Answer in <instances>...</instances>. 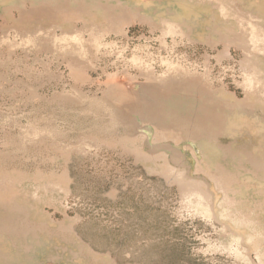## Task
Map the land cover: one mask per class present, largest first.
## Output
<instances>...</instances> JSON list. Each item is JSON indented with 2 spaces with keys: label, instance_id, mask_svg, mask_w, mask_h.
<instances>
[{
  "label": "rangeland",
  "instance_id": "1",
  "mask_svg": "<svg viewBox=\"0 0 264 264\" xmlns=\"http://www.w3.org/2000/svg\"><path fill=\"white\" fill-rule=\"evenodd\" d=\"M132 1L140 11L109 0H0V190L20 218L0 231V264H264V167L244 157H264L254 32L244 34L250 49L225 45L216 3L182 0L198 15L169 14L185 18L190 36L164 34L145 17L150 0ZM235 1L264 9V0ZM172 68L224 107L212 139L169 128L158 138L146 124L144 142L113 120L158 76L176 85ZM195 92H167L164 108L193 111Z\"/></svg>",
  "mask_w": 264,
  "mask_h": 264
},
{
  "label": "bare ground",
  "instance_id": "2",
  "mask_svg": "<svg viewBox=\"0 0 264 264\" xmlns=\"http://www.w3.org/2000/svg\"><path fill=\"white\" fill-rule=\"evenodd\" d=\"M52 1H55V0H49V4ZM65 1L70 2V0H65ZM74 1H75L74 3L78 4L80 7L82 5L80 2H84V0L83 1L82 0H74ZM109 1L115 3L113 8H117V9L121 10V12L123 11L126 13H131V12H134V9L140 11V7L136 8L135 5L132 4V2H133L132 0H109ZM139 1H141V0H139ZM207 1H209V2L211 1L213 3H216L218 10H219V13L221 14V16L224 20V23H226V22L228 23L227 24L228 27L226 28V32L228 34H230V36H228L227 34L220 33L222 35H220V36L218 35L219 36V39H218L219 42L225 43V45L233 44L234 46L240 47L244 50H246L247 48L250 49V46L247 44L248 39L245 38L244 34H246L248 32H254L253 33L254 37L251 41L254 45V48L252 50H249V51L252 52L256 48V49H259V52L261 54H264V40H261V36L264 37V9H261V6L259 8V6L257 7L256 5H253L251 7L244 8V7L240 6L235 0H231V1L230 0H207ZM56 7H58V9L61 11L65 8V5L62 3V4H60V6L59 5L54 6V8H56ZM144 7H145V5H144ZM146 7H147V5H146ZM114 10H112V11H114ZM114 12H116V11H114ZM141 13L142 12H140V14ZM231 21H234V22H231ZM161 26H164L163 27L164 29L162 31V33H164V34L165 33L178 32V33H182L185 35L188 34L190 36L191 29H190V31L187 30L188 28H186V27L188 26V24H187V21H185V18L177 17V19H167V18L162 19ZM251 27H253L254 29H251ZM61 40H62V38H61ZM255 43H259V48L257 47V44H255ZM132 57H136V56H132ZM173 69L175 70V68H172V70ZM174 72L176 73V70ZM168 73H170V72H168ZM183 74H185L184 71H181V72H177L176 74L173 75L175 78V81H176V83H175L176 85H173L174 81H173V79L171 80V77L169 79H167V73H166L165 75L157 77L158 79L156 81L158 82L159 85L161 83H163L162 85L159 86L157 84H150V85L142 86L141 89L138 88L140 90V92L142 93V95L135 94V92H134V97L138 96V97H136L137 102H131L130 103L129 99L126 100L125 104H126V107H128V109L124 110V111H123V109L120 111L114 110L113 120H115L116 122L125 124V125L133 128V129H135V130L138 129L139 131H136V132L139 133V136L143 139L144 142L149 141L148 140L149 135L146 131V127L148 125H151L152 128L155 129V131H156L155 137H158V138L160 136L163 137L165 129L169 128L171 130H174L175 132L180 133L183 138H186V140L188 139V140L193 141V140H196L200 137L207 138V139L210 137L209 139H212L214 134L211 135L210 128L211 127H217L220 129L221 125H219V124L221 121V114L223 115V108L224 107L221 106L220 104L218 105V107L215 106L216 103L214 102V99L212 98V96L207 94V93H203L204 91L201 89V84L198 86H193V84L191 85L189 82H187V80H186V83H183V81L181 79V77H182L181 75H183ZM252 75H253V73H252ZM177 79H179V80L181 79L180 81L182 82V84H177L178 83ZM249 80H251V77L247 76L245 79L246 84H248L247 82ZM188 81H189V79H188ZM193 83H195V82H193ZM197 84H199V83H197ZM160 87H162V88H160ZM177 89H179L182 92V94H183V92L186 93L188 91H191L192 89L197 91V92H195L194 95L196 98L198 97L200 99H197L196 109H194L193 111H187V110L185 111L184 110L180 113V115H178L176 110H172V109L168 110L167 108H164L165 106L163 105L162 100L166 96L170 95L167 92H172V91L175 92V90H177ZM245 89H247V88H245ZM250 90H251V88H250ZM201 91H203V92H201ZM95 102H96V100H95ZM216 109H218V110H216ZM110 117H111V115H110ZM166 117H168V119L166 121L169 120V123H168L169 125H167L165 122ZM139 121L143 122L144 125H142V126L138 125L140 123ZM146 124H147V126H146ZM223 149H224L225 156L227 155V153L228 154L231 153L228 150H226L225 147ZM179 153L182 154L181 152H179ZM233 155H234V153H233ZM176 156H177V154H176ZM244 157H245V159H247L249 161V165L251 166V168L252 167L261 168L262 166L264 167V160H263L264 157H262V159H256V158L251 156L250 152L245 153ZM259 158H260V156H259ZM223 172H224L223 168L218 167V173L221 174L222 176H224L225 173H223ZM3 178H7V177L5 176ZM0 181H1L0 185H3V183L5 182L4 180H0ZM216 186L225 196V197H223V201H225V200L227 201L228 198H227V192L225 190L226 189L225 180L223 178L218 180ZM5 189H6V187H5ZM3 191L4 192H2L0 190V210L3 212V215H4L2 217V221L0 223V231L1 230L3 231V229H4L5 231H3V232H7V231L11 232L12 224L10 223V225H9L10 227L8 228V223H6V221H8L11 218V216H10L11 214H15V217L18 220L19 211L15 210V208H8L6 206L9 204L10 201L6 197L5 190H3ZM191 191H192L191 195L195 198L197 197L196 198L197 202H199V200L203 198V194H201L199 189L194 188L192 186ZM10 203H12V202H10ZM19 220H20V218H19ZM12 231H13V229H12ZM16 231H17V229H16Z\"/></svg>",
  "mask_w": 264,
  "mask_h": 264
},
{
  "label": "crops",
  "instance_id": "3",
  "mask_svg": "<svg viewBox=\"0 0 264 264\" xmlns=\"http://www.w3.org/2000/svg\"><path fill=\"white\" fill-rule=\"evenodd\" d=\"M246 2H248V1H246ZM163 3H164L163 0H150V1H148V4H147L148 12H147V14L144 13L146 18H148L152 22H155L158 26L161 24L162 19L177 17L176 15L173 16V15L169 14V10H171V9L179 10L180 12H182L188 16L194 14L196 11V8H193L192 10L189 9V7L187 5H185L182 0L180 2L177 1L174 6H170V7H166L165 5H163ZM193 10H194V12H193ZM166 13H167V15H166ZM197 15L198 14H196L195 16H197Z\"/></svg>",
  "mask_w": 264,
  "mask_h": 264
}]
</instances>
